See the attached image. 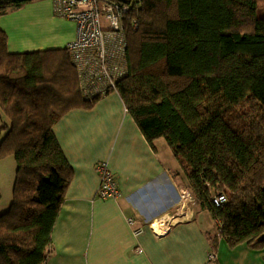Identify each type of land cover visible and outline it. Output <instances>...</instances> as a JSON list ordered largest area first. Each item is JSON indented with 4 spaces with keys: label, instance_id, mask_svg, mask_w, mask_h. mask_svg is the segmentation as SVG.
I'll return each mask as SVG.
<instances>
[{
    "label": "trees",
    "instance_id": "1",
    "mask_svg": "<svg viewBox=\"0 0 264 264\" xmlns=\"http://www.w3.org/2000/svg\"><path fill=\"white\" fill-rule=\"evenodd\" d=\"M23 2L0 0V15ZM128 16L126 110L147 141L164 138L220 222L214 247L264 246V0H138ZM98 98L82 94L66 47L11 53L0 28V157L16 162L0 264H44L73 173L53 125Z\"/></svg>",
    "mask_w": 264,
    "mask_h": 264
},
{
    "label": "crops",
    "instance_id": "2",
    "mask_svg": "<svg viewBox=\"0 0 264 264\" xmlns=\"http://www.w3.org/2000/svg\"><path fill=\"white\" fill-rule=\"evenodd\" d=\"M0 28L11 53L65 48L76 37L75 23L55 15L52 0L7 9ZM53 132L73 173L44 264H264V246L230 247L223 238L212 245L215 219L193 197L180 205V191L189 189L179 161L165 140H146L117 92L70 110ZM103 161L119 198L95 196ZM176 208L180 217L158 232Z\"/></svg>",
    "mask_w": 264,
    "mask_h": 264
},
{
    "label": "built area",
    "instance_id": "3",
    "mask_svg": "<svg viewBox=\"0 0 264 264\" xmlns=\"http://www.w3.org/2000/svg\"><path fill=\"white\" fill-rule=\"evenodd\" d=\"M137 1L52 0L54 14L75 23L76 37L67 43L66 48L85 97H100L109 92H116L117 82L125 76L127 39L124 22L129 18L132 28L137 27L136 19L128 16L131 6ZM96 171L99 184L95 196L100 199L119 198L121 192L107 163H98ZM180 193L183 204L188 203V192ZM213 201L219 205L225 198L218 195ZM180 214L177 210L162 221L158 225V232H167L171 226L170 220L180 217ZM129 223L133 224V219H129ZM215 225L216 233H219L220 222L216 221ZM209 256L211 259L214 257L212 253Z\"/></svg>",
    "mask_w": 264,
    "mask_h": 264
},
{
    "label": "rangeland",
    "instance_id": "4",
    "mask_svg": "<svg viewBox=\"0 0 264 264\" xmlns=\"http://www.w3.org/2000/svg\"><path fill=\"white\" fill-rule=\"evenodd\" d=\"M3 135L4 132L0 135V140L3 137ZM161 139L164 140V138ZM173 159H176V157ZM15 172H16V162L13 155L9 154L0 157V215L9 209L10 204L12 202ZM188 194L190 198L192 197L194 198L190 190ZM182 204L183 202L181 201L180 205ZM177 209L178 208H176L175 211H177ZM175 211H173V213Z\"/></svg>",
    "mask_w": 264,
    "mask_h": 264
},
{
    "label": "water",
    "instance_id": "5",
    "mask_svg": "<svg viewBox=\"0 0 264 264\" xmlns=\"http://www.w3.org/2000/svg\"><path fill=\"white\" fill-rule=\"evenodd\" d=\"M262 239H264V237H262Z\"/></svg>",
    "mask_w": 264,
    "mask_h": 264
},
{
    "label": "bare ground",
    "instance_id": "6",
    "mask_svg": "<svg viewBox=\"0 0 264 264\" xmlns=\"http://www.w3.org/2000/svg\"><path fill=\"white\" fill-rule=\"evenodd\" d=\"M156 229V228H155Z\"/></svg>",
    "mask_w": 264,
    "mask_h": 264
}]
</instances>
